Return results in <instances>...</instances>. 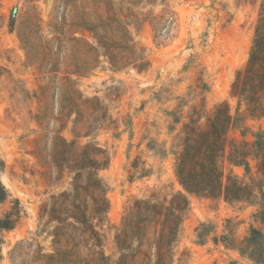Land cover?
Instances as JSON below:
<instances>
[{"label":"rangeland","instance_id":"obj_1","mask_svg":"<svg viewBox=\"0 0 264 264\" xmlns=\"http://www.w3.org/2000/svg\"><path fill=\"white\" fill-rule=\"evenodd\" d=\"M259 4L0 0V183L7 193L0 216L15 199L22 209L15 226L1 233L0 264H62L52 256L56 222L47 213L56 196L71 191L76 157L79 163L92 151L86 146L99 147L101 161L107 157L98 177L109 202L103 248L112 252L115 230L135 198L182 190L173 152L185 116L209 115L222 101L236 117L226 134L224 179L229 170L247 184L258 179L255 154L248 156V173L227 155L233 141L259 137L264 144V117L245 113L230 90L246 65ZM117 18L128 24V36ZM129 38L144 52L142 70L133 62L113 67L104 54L102 41L117 57L129 55L116 49ZM188 200L174 264H256L240 247L251 228L264 232L257 188L248 200L193 194ZM59 246L66 261L71 241ZM74 250L82 264L88 247L78 243Z\"/></svg>","mask_w":264,"mask_h":264},{"label":"trees","instance_id":"obj_2","mask_svg":"<svg viewBox=\"0 0 264 264\" xmlns=\"http://www.w3.org/2000/svg\"><path fill=\"white\" fill-rule=\"evenodd\" d=\"M115 21L128 36V24L120 18ZM102 47L113 67L131 62L139 70L146 66L143 50L130 38L129 41L123 39L122 44L116 46V49L129 55L124 53L117 57L103 41ZM230 90L245 104V113L264 117V0H260L246 65L236 72ZM185 117L177 135L178 149L173 152L174 175L182 190L153 191L148 197L135 198L125 209L115 230L113 251L109 254L103 248V229L108 224L109 202L105 197L106 184L98 177V170L106 165L107 157L104 156L101 161L96 152L101 149L96 146H86L92 151L83 156L82 162L78 163L76 157L71 191L56 196L47 213L49 221L56 222L51 230L52 256H58L56 261L79 264L74 248L83 243L89 252L82 264H174L175 246L189 206L188 194L211 199L223 196L226 201H240L250 199L257 188L264 198V144L259 137L251 143L233 141L227 155L229 164L242 165L248 173V156L255 154L258 179H251L252 183L247 184L230 170L224 179L222 158L226 152V134L236 120L228 103H217L209 115L188 113ZM202 118H205L203 126L200 124ZM83 173L87 175L85 180L82 179ZM6 198V190L0 183V203ZM21 212L15 199L12 207L0 216V244L2 231L12 229ZM75 231H79V235ZM61 240L65 243L71 241L72 245L66 261L62 258L66 250L59 246ZM240 249L243 253L248 250L247 257L256 264H264V232L251 228Z\"/></svg>","mask_w":264,"mask_h":264}]
</instances>
